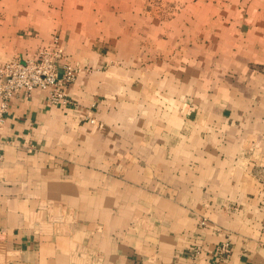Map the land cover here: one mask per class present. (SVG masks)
Returning a JSON list of instances; mask_svg holds the SVG:
<instances>
[{
    "label": "crops",
    "instance_id": "0c3cea01",
    "mask_svg": "<svg viewBox=\"0 0 264 264\" xmlns=\"http://www.w3.org/2000/svg\"><path fill=\"white\" fill-rule=\"evenodd\" d=\"M158 1L0 0V63L78 67L8 102L0 264H264V0Z\"/></svg>",
    "mask_w": 264,
    "mask_h": 264
},
{
    "label": "built area",
    "instance_id": "2783aa9c",
    "mask_svg": "<svg viewBox=\"0 0 264 264\" xmlns=\"http://www.w3.org/2000/svg\"><path fill=\"white\" fill-rule=\"evenodd\" d=\"M58 60L62 62L61 65H58ZM77 72L78 67L66 59L63 48L57 44L52 49L39 50L35 57L0 63V125L4 121L9 100L21 90L30 95L39 88L45 92L48 103L67 105L69 99L64 84L72 82ZM218 252L227 255L228 245H221ZM126 264L137 262L130 259Z\"/></svg>",
    "mask_w": 264,
    "mask_h": 264
},
{
    "label": "rangeland",
    "instance_id": "374dc122",
    "mask_svg": "<svg viewBox=\"0 0 264 264\" xmlns=\"http://www.w3.org/2000/svg\"><path fill=\"white\" fill-rule=\"evenodd\" d=\"M160 3H161V1H158V0H146V5L148 6V7H150V5H154V6H160ZM167 11V9H166V7H165V10L163 11L164 13ZM162 12V13H163ZM159 13H160V15H161V11L159 10ZM163 13V15L162 16H164V17H166V14H164Z\"/></svg>",
    "mask_w": 264,
    "mask_h": 264
}]
</instances>
